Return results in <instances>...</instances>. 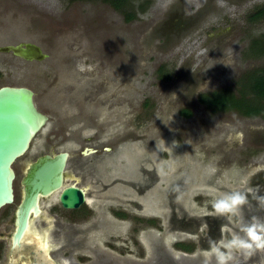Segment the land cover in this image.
<instances>
[{
  "label": "rangeland",
  "instance_id": "rangeland-1",
  "mask_svg": "<svg viewBox=\"0 0 264 264\" xmlns=\"http://www.w3.org/2000/svg\"><path fill=\"white\" fill-rule=\"evenodd\" d=\"M129 2L126 11H118L104 0H0V46L31 42L48 54L45 61L32 62L0 54V86L29 87L35 92L38 109L49 117L30 150L18 159V199L0 215L5 231L12 227L8 217L20 200L19 181L38 150L54 153L64 148L77 156L88 142L79 135L91 136L99 130V123L109 127V132L118 131V140L123 139L116 153L118 166L113 167L110 161L105 164L110 174L135 167L136 158L132 160L126 142L134 140L140 154L145 150L144 139L156 141L150 168L155 166L167 177L187 151L206 169H213L218 160L229 161L233 183L245 163L252 160L264 165L263 120L235 112L211 115L196 100L200 91L239 87L244 72L264 65V57L255 58L249 48L253 39L264 36V19L255 23L243 19L253 7L264 6V0H150L145 14L136 13L143 0ZM123 11L135 14V18L126 21ZM162 64L166 79L157 75ZM56 84L76 86L69 101L52 98L50 87ZM80 85H91L89 89L99 95L96 101H85L77 90ZM115 90L122 91L130 104L126 100L110 115L106 106L97 105ZM183 108L191 109L193 117L182 118L179 111ZM65 137L69 139L65 144L51 148L54 141ZM259 140L262 145H256ZM247 148L260 153L255 156ZM118 192L128 196L126 186ZM156 193L150 190L149 206H143L142 211L118 206L117 202L104 201L97 206L104 226L111 221L115 224L114 208L137 215L133 221H117L120 232L98 237V254L117 264H155L160 239H165L169 250L175 249L178 239L168 233V217L159 212L160 205L167 212L168 204ZM186 208L201 214L208 209L206 202L193 200ZM68 213L61 210L57 216ZM132 226L140 228L133 241L129 233ZM182 239L187 240L185 236ZM196 241L193 238L194 244ZM87 255V263L95 260L92 252ZM187 255L197 258L200 248Z\"/></svg>",
  "mask_w": 264,
  "mask_h": 264
},
{
  "label": "flooded vegetation",
  "instance_id": "flooded-vegetation-1",
  "mask_svg": "<svg viewBox=\"0 0 264 264\" xmlns=\"http://www.w3.org/2000/svg\"><path fill=\"white\" fill-rule=\"evenodd\" d=\"M129 1L126 0L124 2L122 5L123 9L129 5ZM143 1L136 6L137 14H145L151 3L150 0ZM104 2L111 5L107 0H104ZM262 7L263 5L253 7L252 9L254 10L249 15ZM112 8L114 7L112 6ZM114 10L118 9L114 8ZM128 13L132 14L131 12ZM249 15H245L243 18L245 23L248 21ZM134 18L135 14H132L130 20ZM248 23L255 22L248 21ZM255 67L251 66L243 75ZM164 68L165 65L162 64L157 69V75L160 79L167 78L165 76L160 77L161 74H166L163 72ZM79 74L83 76L81 72ZM75 87L74 85L57 86L56 84V86L50 87L52 90L51 96L52 98L56 96L58 99H63L64 102H67V99L68 101L71 99L70 96L73 90H76ZM101 87L105 88L103 84ZM89 88H92V86L86 85L85 87H81L80 85L77 90H79L78 92L85 101H96L95 99L99 95L94 94L95 91ZM228 88H231L237 94L236 86L200 91L196 98L198 105L202 106L211 115L235 112L245 118H258L263 120L259 116H246L236 110L213 111L199 99L201 95L211 94ZM122 94V91L119 93V90H115L105 100L100 99L98 101L99 105L97 106L100 108L106 106L108 114H116L119 107L121 106L122 108L124 106L126 100L130 104L128 99L125 100ZM179 115L182 118L190 119L194 113L191 109L183 108L179 111ZM95 120L98 121L99 118ZM72 122L70 121L69 124ZM107 123L111 125L110 121ZM99 125V130L91 136H84L83 133L79 135L83 140H87L88 142L87 145L79 150L77 156L64 148L54 153L38 150L37 156L33 161L43 155L53 157L59 153L67 154L63 170V181L61 188L55 193L46 197H38L37 206L39 213L36 215L35 213H31L29 225L24 230L18 243V241H14V235L17 231L16 210L23 198L21 180L29 164L25 167L24 174L19 181L21 187L20 200L16 204L14 212L8 217L12 227L7 231L0 228V264H65V262L67 264H117L116 260L97 253L95 249L98 244L96 243L97 238L103 234L112 236L120 232L116 222H124L129 219L133 221L137 215L132 214L133 212H131L132 215L127 214V212L119 213L118 208H114L113 215L116 220L115 224L113 223L114 221H111V225L104 226L102 215L96 210L99 209L97 206L104 204V201L106 203L117 202L116 205L118 206L125 204L126 206L142 211L143 206H149L147 202L151 198L149 196L151 189H155L159 200L162 197L164 202L168 204L167 212L161 208V205L159 212L162 213L163 211L164 213L162 214L164 217H168V233L178 239L174 243V250L167 248L164 238L160 239L155 249L157 252V261L155 264H202L203 256L201 254L203 251L207 250L213 242L230 238L231 232L224 231L225 227L235 231L254 218L264 220V206L261 205L259 200L260 197H264V165L261 162L251 160L249 163H245L240 175L235 183H233L229 177V161L218 160L213 169H206L200 165L199 161L194 159L192 152L187 151L180 160L175 162L172 174L167 177L164 174H160V171L155 166L150 168V165H154L152 151L156 141L151 143L144 139L142 147L145 150L140 154L136 153L137 145L134 144V140L126 142L128 143V152L131 154L132 160L133 157L136 158L137 164L135 167L132 165L127 170H121L120 173L110 174V168L105 164L110 161L113 167L118 166L116 153L119 151L120 145L123 144V139H121L122 141L120 139L118 140V131L109 132V127L105 128L100 123ZM51 136L55 138L57 134L52 133ZM67 140L69 139L65 137L62 141H54V145L50 141L49 145H52L51 148L59 147L65 144ZM256 145H262L261 140L258 141V144L256 142ZM247 149L249 153H253L255 156L260 153L257 150ZM17 163L18 160L13 165L15 172L13 182L14 202L18 199ZM16 164L17 166H15ZM166 179H168V184H166ZM124 186L128 189V196H123L118 192L119 187ZM68 187H75L82 192L83 202L77 208H64L59 201V195ZM234 190L244 191L247 194L248 203L242 207L241 212L235 217H220L214 215L212 204L218 196ZM192 192L194 193L191 195ZM192 200L198 204L206 202L208 208L206 213L201 214L197 211L188 210L186 207L190 202L192 203ZM46 206L48 207L50 215L46 213ZM3 209L0 210V215ZM61 210L68 211V215L58 217V212ZM146 219L148 220L149 218ZM40 222L42 226H40ZM139 232L140 228H135L134 226L129 229L132 241ZM182 236H185L187 240H183ZM193 238L197 239L196 244L193 243ZM34 239L40 241V244L38 245ZM197 248H200V255L197 258H188L187 254L194 252ZM88 251L92 252L95 258L94 261H88L90 263H87V259H90V256L87 255ZM233 264H264V252H257L250 257L236 254Z\"/></svg>",
  "mask_w": 264,
  "mask_h": 264
},
{
  "label": "water",
  "instance_id": "water-1",
  "mask_svg": "<svg viewBox=\"0 0 264 264\" xmlns=\"http://www.w3.org/2000/svg\"><path fill=\"white\" fill-rule=\"evenodd\" d=\"M0 54H12L29 62L48 59V54L33 43L3 45ZM48 120L49 117L38 109L32 89L22 85L0 86V210L14 203V163L30 150ZM66 159V153H59L53 157L43 155L29 163L21 180L23 198L16 210L15 242L19 243L28 227L31 213H39L38 197L49 196L61 188ZM59 201L64 208H77L83 202L82 192L75 187L65 188ZM46 213L48 215V211Z\"/></svg>",
  "mask_w": 264,
  "mask_h": 264
},
{
  "label": "clouds",
  "instance_id": "clouds-1",
  "mask_svg": "<svg viewBox=\"0 0 264 264\" xmlns=\"http://www.w3.org/2000/svg\"><path fill=\"white\" fill-rule=\"evenodd\" d=\"M259 200L264 206V197H260ZM247 203V194L234 190L218 196L212 204V209L216 216L235 217ZM224 231L231 232L230 238L213 242L203 251L202 264H233L236 254L250 257L257 252H264V220L254 218L238 230L233 231L225 227Z\"/></svg>",
  "mask_w": 264,
  "mask_h": 264
},
{
  "label": "trees",
  "instance_id": "trees-1",
  "mask_svg": "<svg viewBox=\"0 0 264 264\" xmlns=\"http://www.w3.org/2000/svg\"><path fill=\"white\" fill-rule=\"evenodd\" d=\"M111 5L122 10L126 0H107ZM126 11V10H125ZM126 21H129L132 14L124 12ZM264 19V6L248 16L249 22H258ZM250 52L254 57H264V36L254 39L250 43ZM168 77L161 74L160 77ZM236 88L237 94L230 88L217 91L211 94L200 96V101L207 104L213 111L236 110L246 116H259L264 120V65L243 75Z\"/></svg>",
  "mask_w": 264,
  "mask_h": 264
},
{
  "label": "bare ground",
  "instance_id": "bare-ground-1",
  "mask_svg": "<svg viewBox=\"0 0 264 264\" xmlns=\"http://www.w3.org/2000/svg\"><path fill=\"white\" fill-rule=\"evenodd\" d=\"M167 261H169V260H167ZM167 261H166V262H167Z\"/></svg>",
  "mask_w": 264,
  "mask_h": 264
}]
</instances>
